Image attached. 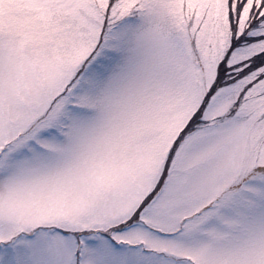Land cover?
<instances>
[{
    "label": "snow or ice",
    "instance_id": "obj_1",
    "mask_svg": "<svg viewBox=\"0 0 264 264\" xmlns=\"http://www.w3.org/2000/svg\"><path fill=\"white\" fill-rule=\"evenodd\" d=\"M0 264H264V0H0Z\"/></svg>",
    "mask_w": 264,
    "mask_h": 264
}]
</instances>
